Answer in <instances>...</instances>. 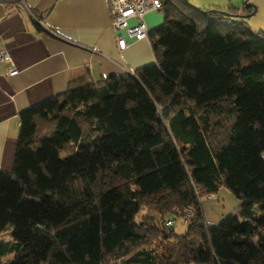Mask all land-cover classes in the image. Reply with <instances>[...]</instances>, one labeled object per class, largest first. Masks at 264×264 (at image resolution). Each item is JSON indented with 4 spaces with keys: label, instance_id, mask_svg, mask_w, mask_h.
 <instances>
[{
    "label": "trees",
    "instance_id": "1",
    "mask_svg": "<svg viewBox=\"0 0 264 264\" xmlns=\"http://www.w3.org/2000/svg\"><path fill=\"white\" fill-rule=\"evenodd\" d=\"M161 12L154 63L85 72L19 112L0 169V236L13 227L0 256L15 258L0 264H264V33L233 7L193 16L162 0ZM221 188L243 218L212 225L199 195ZM189 206L177 235L165 218Z\"/></svg>",
    "mask_w": 264,
    "mask_h": 264
},
{
    "label": "crops",
    "instance_id": "2",
    "mask_svg": "<svg viewBox=\"0 0 264 264\" xmlns=\"http://www.w3.org/2000/svg\"><path fill=\"white\" fill-rule=\"evenodd\" d=\"M161 21V12L145 15L148 31ZM120 33L108 0H0V48L11 58L0 61V169L13 165L20 111L65 91L85 72L98 81L154 63L149 38L125 36L120 49Z\"/></svg>",
    "mask_w": 264,
    "mask_h": 264
},
{
    "label": "rangeland",
    "instance_id": "3",
    "mask_svg": "<svg viewBox=\"0 0 264 264\" xmlns=\"http://www.w3.org/2000/svg\"><path fill=\"white\" fill-rule=\"evenodd\" d=\"M178 2L186 13L193 16L197 15V10L203 9H218L222 11H229L233 7L234 14L245 15L247 9L254 6L255 10L249 16L231 17L234 20H240L251 31L255 33H264V0H171ZM232 9V8H231ZM161 23L164 22V15L161 12ZM200 205L203 211V217L209 224L216 225L226 217L233 215L243 218L239 215L238 206L240 199L229 189L221 188L217 193L206 195L201 193L199 195ZM262 216V205L255 204L253 207L252 218H259ZM172 225L177 235H183L187 229L188 223L184 221L181 215L172 216ZM13 227L9 226L5 233L1 234L0 239L3 241H13L10 234ZM156 247V246H154ZM15 258V252H8L0 256V263L12 261Z\"/></svg>",
    "mask_w": 264,
    "mask_h": 264
},
{
    "label": "built area",
    "instance_id": "4",
    "mask_svg": "<svg viewBox=\"0 0 264 264\" xmlns=\"http://www.w3.org/2000/svg\"><path fill=\"white\" fill-rule=\"evenodd\" d=\"M161 8L162 0H108L111 25L115 30L124 33L118 34V47L124 49L127 46L125 36L134 40L147 39L149 31L145 22V15L152 10L161 12ZM0 61H11L7 51L2 48H0ZM8 72L10 74L15 73L16 69H10ZM193 213V207H187L183 213L184 221L187 222ZM165 223L166 225H171L172 219L165 218Z\"/></svg>",
    "mask_w": 264,
    "mask_h": 264
},
{
    "label": "water",
    "instance_id": "5",
    "mask_svg": "<svg viewBox=\"0 0 264 264\" xmlns=\"http://www.w3.org/2000/svg\"><path fill=\"white\" fill-rule=\"evenodd\" d=\"M226 14H227V15H230V16H234V17H242V18L248 16V14H245V15H237V14H230V13H226Z\"/></svg>",
    "mask_w": 264,
    "mask_h": 264
}]
</instances>
